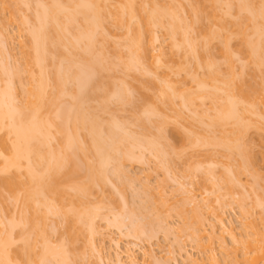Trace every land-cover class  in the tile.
I'll return each instance as SVG.
<instances>
[{
	"label": "bare ground",
	"instance_id": "bare-ground-1",
	"mask_svg": "<svg viewBox=\"0 0 264 264\" xmlns=\"http://www.w3.org/2000/svg\"><path fill=\"white\" fill-rule=\"evenodd\" d=\"M39 1L31 5L30 0L20 2L15 0V3L23 4L29 8L28 10L31 8L34 13H31L32 11L30 13L31 16L34 14L32 16L34 21L30 15V17L21 16L23 19L25 17L24 21L22 18L19 19L20 15L17 17L16 14L15 17V14L10 13L11 21L17 22L19 19L18 27L21 25V28L19 27L18 31L26 32L25 35L29 37L28 48L24 46L28 42L23 45L24 63L21 66L24 68L23 71L19 67L17 72L11 71V67H7V71L6 65L3 67L6 56V60L11 56L10 50L5 48L6 44L14 37L7 33L5 26L0 28L2 29L0 38H3V42L0 40L2 47L0 49L5 51V57L0 55V61L4 59L2 64L0 63V204L2 205L0 211L5 210L1 212L6 215L9 211L7 203L13 202L14 213L17 212L14 216H9L10 213L7 212V219L0 213L3 215L2 219L0 218V264H48L49 262L75 264L78 258L81 259L76 254L77 244L80 242H84L85 247L87 246L88 250L95 254L94 256L97 255V260L103 261L97 237L101 235L99 222L107 221L108 214H112L111 203L107 200L109 198L106 199L104 195L105 184L111 178L107 177L111 176V172H108L109 167L115 164L113 166L115 169H111L115 170L114 174H117L123 182V178L127 175L123 168L125 162L140 161L141 154L145 150L152 156L154 154L162 158L167 155H170V158L172 155L180 156L182 148L175 150L171 141H167L164 136L167 127L170 126L183 134H181L184 140L183 148L192 150L204 147L203 149L211 154L212 152L216 154L219 148L220 151L225 150L223 157L228 161L220 163L218 160V162L223 165L227 162L224 166L226 170L222 168L224 174L227 172L226 175L229 174L231 177L234 174L229 181L223 179L225 175L219 178L225 183L224 188H228L225 189L227 195L233 192L230 189L235 187L234 185H242L240 175L244 176L246 172L247 175H252L256 180L261 179L264 183V176L256 168L258 155L256 157L252 155L254 144L262 151L261 157L264 161V0H228V2L226 0H43L40 1L42 3ZM184 1L191 8V24H188V19L183 14ZM38 2L40 6L37 8ZM32 6L34 8L36 6V12ZM206 7L210 8V12ZM29 18L30 21L26 20ZM30 22L34 24L30 26ZM197 23H201L200 26L198 25L201 31L195 29ZM106 25L107 27L112 25L123 31V36L120 37L121 39L123 37L125 42L120 41L119 45L115 36L110 37L104 33L103 29ZM158 30L169 37L168 59L166 53L153 55L155 42L159 40ZM99 31L105 36H97ZM193 31L198 35H195V38ZM106 35L112 38L110 43L114 48L122 46L126 49L122 50V47L117 49L120 53L122 50V55L116 52L123 57L122 61L119 56L116 57L117 54L115 58L119 59L116 63H120L125 75L130 74V79L134 75L131 84L129 81L127 84L121 80L122 77L116 78L118 84H116L117 80L113 79L115 77L110 78L114 76L111 72L113 66H117L115 61L118 60L113 59L115 61L112 63L106 57L105 48L102 47L105 46V40L109 41L108 38L98 41V38L104 39ZM213 42H218L221 46L220 52L218 51L221 62L217 61L218 58L216 60L210 52ZM100 45L103 51L97 48ZM76 50L78 53L82 50V54H76ZM171 51H175V54L178 52L181 57L178 58L176 54L178 59L175 61L172 58L175 56L172 55L170 58V53L173 54ZM241 54H245L242 56L244 60H239ZM237 60L242 64L245 61L248 67L252 65L254 69H251V73L252 76L255 75L254 79L256 78L257 82L252 84L251 81V84L249 82L246 84L245 79L242 80L240 75L244 74L243 69L239 75L234 67ZM199 70L202 72L199 73ZM254 70L258 73L254 74ZM13 72L17 74L19 81H21V72L30 80L22 89L24 94L22 101L18 100L19 95L14 92L18 88L14 87L13 82L16 80L13 81L15 79ZM4 76L6 78L9 76V79ZM2 82L5 83L4 86L1 85ZM134 84L137 86L136 90H133ZM133 91L137 93L134 95ZM133 96L137 97L136 100L132 98ZM175 100L179 101L177 103L180 104H178L180 108L175 105L177 104ZM113 101L116 103L115 108L121 111L126 104L131 103L130 106L133 108L130 110L134 111V115L130 112V116L133 117L128 116V119L123 118L121 121L119 116L110 110V102ZM206 101L210 103H207L211 106L210 109L207 108L210 113L206 109ZM196 105L197 108L205 106L202 116L196 113L198 111L194 108ZM181 108H187L192 112H190L192 121L203 125L204 127L200 126L205 128L201 129L203 132L198 129L199 126L197 131L193 122L191 123L195 129H191L193 127L191 125L190 128L189 123L186 124L187 127L184 126L186 122L182 123L184 117H181L183 116ZM168 111H173L175 116H171L174 113ZM199 111L201 112V109ZM193 115L200 118L195 116L196 121ZM204 116L206 119L203 118ZM179 117L182 118L181 123ZM125 119L129 121L126 122ZM152 129L155 132H152ZM182 130L186 132L183 133ZM250 131L258 134L257 141H246L251 134ZM198 132L203 134L200 135ZM137 153L141 156L139 157ZM250 158L253 161H250ZM238 159L239 164L235 163L237 169L234 171L229 165ZM188 166L187 168L190 169V164ZM232 166L234 167L233 163ZM232 170L235 173L231 172ZM231 173L233 174L230 175ZM225 180L231 185L235 184L231 187ZM261 185L263 189L258 188L259 191H263L261 193L264 197V184ZM186 193H188L186 203L195 206L192 208L196 209L197 213L195 215L193 211L194 223L191 222L189 227L186 225L189 229H186V233L197 242L196 239H203L202 235L205 231L202 223L205 216L198 210L197 197L190 191L185 192V195ZM160 194L162 196V193ZM241 196L239 194V198ZM258 196L264 201L260 193ZM239 200L243 201V199ZM260 202L258 200L256 204L261 207L264 202ZM156 205L163 209L168 203L163 200ZM240 208L244 214H248L244 206ZM158 214L157 221L164 222ZM112 218V221L110 219L107 221H111L110 225L114 223ZM116 218L117 215L114 219L122 225L120 220H117L119 217ZM3 219L7 223L2 221ZM50 219L54 222L57 220L56 223L62 225L61 229L64 228V233L59 236L62 237L61 241L59 239L60 243L54 244L56 242L52 243V240L51 242L49 240L45 226ZM118 223H116L117 227H120ZM219 223H222L224 233L230 235L232 244L237 246L239 244L240 248L236 247L226 253V258H218L214 248L210 247L216 236L213 234L215 232H212L205 244L199 240V246L207 250L209 264H264L263 226L259 231L257 227L252 226L253 223L247 224V227L251 228L250 232L237 236L234 229L224 225L221 219ZM225 227L228 228L229 233ZM16 230L18 232H15ZM134 230V235L138 232L139 236L142 232V235L145 233L142 227ZM37 236L42 239H40L42 252L39 251V255L34 254L35 258L38 257L35 261L36 259H32L29 254L33 240ZM220 236L219 239L223 238V235ZM16 241L20 242L21 246L19 244L20 247L17 248L21 249L14 252L11 247L15 246ZM222 241L220 249L226 247L225 240ZM122 253L123 255L116 254V264H138L132 248L128 247ZM143 255L152 260V264H157L158 260L152 253L143 252ZM123 256L125 262L122 260ZM25 258H28L27 261ZM31 259H35V262Z\"/></svg>",
	"mask_w": 264,
	"mask_h": 264
},
{
	"label": "rangeland",
	"instance_id": "rangeland-1",
	"mask_svg": "<svg viewBox=\"0 0 264 264\" xmlns=\"http://www.w3.org/2000/svg\"><path fill=\"white\" fill-rule=\"evenodd\" d=\"M17 1L20 2L21 0H17ZM36 1L37 0H35V1L30 0L31 5H33L32 3L36 2ZM40 1H43V0H40ZM219 1H223V0H219ZM226 1L228 2V0H226ZM39 2H38V4H39ZM3 3L5 5H3ZM40 3H42V2H40ZM223 3H221V4H223ZM14 4H16V5L14 6ZM38 4L36 5L37 8H38V6H40V4L39 5ZM34 5H35V3H34ZM183 5L185 7V8H182V10L184 12L183 14L186 16L185 18L188 19L187 20L188 24H191V22H192V21L190 22V20L192 18V15H191L192 13L190 12L191 8L188 7L189 4L187 2H185V1H184ZM36 6H35V8L32 6V9L33 10L37 9ZM207 7H206V10L209 11L210 8H207ZM14 8H15V10H14ZM12 9L14 11H12ZM28 9L29 8L25 7L21 3L20 4H17V2L15 3V0H0V28H4V26H5V28L7 29L6 31H8L7 33H9V35L14 37L11 40V42L9 41L8 44H6L4 42V46L7 45V47H5V48L6 49L8 48L10 50V53H11L12 57L10 56V58L8 59L9 61L6 60L7 56H6L5 60L3 59L4 61H6V63L3 64V67H4V65H6V68L7 67L8 68L11 67L10 68L11 71H16L17 72L19 68L22 69V71L24 70V68L21 67V66H23V63H24V61L22 60L23 59L22 56H24V55H22L23 54L22 53L23 52V45L28 42L27 44L24 45V46H27V48H28V46H29L28 38L29 37H27V34L25 35L26 32L24 33L21 30L18 31V28L21 26L20 25L18 27V25H19L18 21L23 16L30 17L31 13H34L31 10V8H30V10H28ZM10 10H11V12H10ZM16 10H17V12L15 13ZM35 12H36V10H35ZM233 12H235V11L233 10ZM10 13L12 15L15 14V17L17 16L16 14H18L17 17H19V15H20V17H19L17 22L16 21H11V19H10L11 14ZM33 15L34 14H32V16ZM32 16H31V19H32V21H34L33 20L34 18ZM24 19H25V17H24ZM26 20L30 21V18L26 19ZM33 24L34 23L31 24V22H30V26L33 25ZM203 24H202L201 27H203ZM195 25L197 26V28H195V29H198V31H201V28H200V30L198 28V25L200 26L201 23L200 24L197 23ZM195 25H194V27H195ZM28 26H29V24H28ZM105 27L106 28L103 29L104 31L103 30L102 31L104 33H107L108 36L110 35V37L115 36L114 38H116L117 42L119 41L117 44H119L120 41L121 42L122 41L125 42V39L123 40V37H122V39L120 37L122 35L123 31L121 32L119 29L114 28V26H112V25H108V27L106 25ZM1 30L2 29H0V31ZM100 31H99V34L96 33V34H98L97 36H99V37L103 34L102 32H101L102 34H100ZM22 33H24V34H22ZM194 33H195V31L192 32V34H194ZM196 33L199 34L200 32H196ZM157 34L159 36L158 37L159 40L155 42L156 43L155 46H154L155 50L152 51L153 55L159 56L162 53H166L168 55V56H166V58L168 59L169 52H170L169 51L170 50L169 49L170 41H168L169 37L165 36L166 34L164 32H161V30H158ZM117 35H119L120 38ZM195 35L198 36L197 34H194L193 35L194 37L193 36L192 37L195 38L196 37ZM108 36L106 35V37L104 39L101 37L100 40L98 38V41H102V40H105L106 38H108L109 41L105 40L106 41L105 42V46L102 47V48H105L104 50H105V53H106V57H107L108 61H111V62L113 61V59H115V60L117 59L118 60V61L114 60L115 64H117V66H113L114 68L112 69L111 74L113 73L112 75H114V76H110V78L111 77H115V78H113L115 80L116 78L120 79L122 77L121 80H123L127 84H129V83L131 84V82L133 80V76H134L133 73H131L133 76H132V79H130V77H131V76H129L130 74L125 75L122 72V70H121L122 68L119 65L120 63L119 64L116 63V62H119V59H120V61H122L123 57L121 55H122V50L124 48L122 46H120V47H122V50L120 49L121 50V53H120V51H118L120 47L116 46L115 47L116 49H115L114 46H112V44L110 43L112 38H110ZM0 40L2 41L3 38H0ZM116 40L114 41L115 45H116ZM220 47L221 46H220V44L218 42H213L211 44V47H210V49H211L210 52L212 53L213 57L216 58V60L219 57V52H220L219 48ZM0 48L2 49L1 46H0ZM97 48H100L99 50L102 49L101 45L99 47H97ZM233 48H235V47H233ZM1 49H0V55L4 56V54H5L4 52L5 51H3L4 49L3 50H1ZM124 50H126V49H124ZM102 51H103V49H102ZM116 52H119L121 55L119 53H116ZM171 52H173V54L170 53V55H171L170 58L172 57V55L175 56V58L172 57L175 61H177V59L181 57L180 56L181 54H179L178 52H176V54L178 55V58H177V55L175 54V51H171ZM76 54H82V50H81V53L80 52L78 53V51H77ZM115 54H117L116 57L119 56L120 58L119 57H118L119 59L115 58ZM125 54H126V52H125ZM243 55L245 56V54H241L240 57H238L239 60H244L243 59L244 57H242ZM103 58H104L105 62H107L104 55H103ZM125 58L126 57H124V60H125ZM3 60H2V62H3ZM217 61L221 62L219 60V58H218ZM2 62L0 61L1 64H2ZM235 62L236 63H234L235 64L234 67H235L236 72L239 75H240V72L242 71L241 69H243V73L244 74L240 75V76H241L242 80L245 79L244 82L246 84H248L247 82L250 83L251 81H253L251 83L254 84L255 82L258 81V80L257 81L255 80L256 78L254 79L255 75L252 76V73H251L252 72L251 69L253 68L252 65H249V67H248L247 66L248 64L245 61H243V64L240 61H238V60L235 61ZM108 63H110V62H108ZM244 65H245V69H244ZM118 66H119V68H118ZM17 67H19V68H17ZM8 68H7V71H8ZM201 72L202 71L199 70V73H201ZM255 72L256 71L254 70V74L258 73V72L257 73H255ZM21 73H22V75L20 74L21 81H19L18 80L19 77L17 79V77H16L17 74L15 75L14 72H13V77L15 75V77H14L15 79L13 81L16 80L13 83H15V85H14L15 89L18 88L17 89L18 91L15 90L14 92H16L15 94L19 95L18 100L22 101V99L24 98V96H23L24 94H23V90L22 89H23V87L24 88L26 87L27 81H30V80H28V77H26L27 75L25 73H23V72H21ZM134 74H135V72H134ZM137 75H138V73H137ZM128 76H129V78H128ZM126 77L128 79H126ZM5 78H3V80H5ZM12 79L10 78V80H12ZM128 81H129V83H128ZM3 82L1 83V85L3 84ZM5 82H6V80H5ZM116 82H117L116 84L119 83L118 80ZM133 83H135V82H133ZM4 84L2 86H4ZM136 87H137L136 84H134L133 90H136ZM129 88H130V90H132V87L130 85H129ZM136 93H135V91H133L134 95ZM132 98L134 100H136L135 98H137V97L135 96V98H134V96H133ZM114 101L110 102V110H113L114 113L119 116L118 118L121 121H123V118H127L128 116H130L131 115L130 112H133V115H134V111H131L132 110L131 108H133V107L130 106L131 103L129 105L126 104L123 107L122 111H121V110H118V109L115 108L116 107V103H114ZM174 102L177 103L179 101L175 100ZM208 102L209 101L205 102L206 109L209 108V106H210V105L208 106V104H210ZM178 104L179 103H177L175 105H178ZM117 105L119 106L118 102H117ZM197 105L194 107L195 109L198 110L196 113H200V115L202 116V112L204 111L205 106L203 108L198 106V108H197ZM139 106H141V104ZM139 106H138V108H139ZM179 108H180V106H179ZM191 108H193V107H191ZM114 109H116V110H114ZM195 109H194V111H195ZM200 109H201V112L199 111ZM117 111H118V113H117ZM136 111H138V110H136ZM139 111H140V109H139ZM176 111H179V110H176ZM180 111L182 112L181 114L183 115L181 117H184V120L179 117V119H178L179 122L181 123L180 119H182V123L186 122L184 126L187 127V125L189 123L190 125H188V126H190V128H191V125H192L191 122H193L192 119H191L192 114L190 116V112L191 111L189 109L187 110V108L186 109L185 108H181ZM168 112L174 113L173 111H168ZM208 112H209V110H208ZM170 113H169V115H170ZM209 113H208V115H209ZM193 114H195V113H193ZM171 116H175V113H174V115L171 114ZM195 116H194V120H196V117H197V116L196 117ZM197 118L199 119L200 116H198ZM203 118L206 119L205 116ZM127 119H125V121ZM127 121H129V120H127ZM193 125H194V127H196V130H197V126H199L198 127L199 130H201V129L204 130L205 129V128L200 127V126H203V125H198L196 122H193ZM193 125H192V127H193ZM194 127L191 128V129H195ZM172 128H173L172 126L167 127L166 133H165L164 136L166 137L167 141H171L170 143L173 145L175 150H179V149L182 148V152H181L180 156L176 157V156L172 155L171 158H170V155H167L165 157L163 156V158H162V157L154 156V154L152 156V154H150V152L147 151V150L143 151V153L141 154L142 156L139 155V153H137L139 155V157L141 156L140 161H134V162H128L127 161L124 164L123 168L126 171V172L125 171L124 172L127 175H126V177H124L126 179V181L123 178V180H124L123 182L120 180V177L117 174H114L115 172H113V171H115V170L112 171V169H111V168H113V166H115V164L113 166H111V168L109 167V171L108 172H111V176L108 175L107 177H111L109 179V181L110 180L111 181L110 182L109 181L106 182L107 184H105L106 188L104 187V195L106 196V199L109 198L107 200H108L109 203H111L110 204V206H111L110 210L112 211L113 215L109 213L108 217L111 220L112 217L115 218V216L117 215V218L119 217L120 219L119 218L118 219L116 218V219L118 221L120 220V223L122 225H120L114 218H112L113 221H114V223L112 225H110V223H109L112 220L107 222L109 219H107V221L99 222V229H100L101 235H99L97 237V243L100 246V252L102 254L103 261L97 260L96 259L97 255L94 256L95 254L93 255V253H91L88 250L87 246H86L87 247V249H86L85 243L84 242H82V243L80 242V243L77 244L78 251H77L76 254H78L79 257H81V259L78 258L76 260L75 264H116V261H117V257H116L117 255L116 254L117 253H121L123 255L122 252H124L128 247H130V248H132L134 250V254H135L136 258H137L138 264H150V262H151V264L153 263L152 260H149L148 257H145L143 255V252L152 253L157 258V260L159 262V263L157 262V264H209V261L207 259L208 258L207 250L205 248L204 249L201 248V246H199V245H200V241L202 243H204V244H205V242H208V238H210L209 236H210V234L212 232H215L213 234L216 235V236L214 237V239L211 242V244L213 246L210 244V247L214 248V250L216 251L215 252L216 256L218 258H220V259L226 258V256H225L226 253L231 252L236 247L238 249L240 248L239 244H238V246H237V244H232L231 239L229 238V236H230L229 234L224 233V227L222 226V223H219L220 219L223 221L224 225L226 224V226H228L229 228L234 229V232L236 233L237 236L244 235L248 231L250 232L251 228L247 227V224H250V223H253L252 226L257 227L259 229V231L262 230V226L264 228V224H262V222L264 221V210H263L264 208L262 209V207H264L263 206L264 204L262 203L263 205L261 207L257 205L258 204V200H259V202L260 201L264 202V201L260 200L259 199L260 197L258 196L259 193H260L261 197L264 199V197L262 196L263 193H261L263 191H259V188L262 187V189H263V185H261V183L264 184L263 180H261V179L256 180V178H254L252 175L251 176L247 175L248 172H246L247 174H245L244 176L242 174L240 175L241 184L243 186L239 185V184L234 185L235 183L234 184L232 183V185H231V183L229 184L228 181L231 180V178L234 176L233 173H235V172H233V170L237 169L236 164L237 163L239 164V162H238L239 159L236 160V162L235 161L234 162L231 161L234 164V167L232 166V163H231V165H229V166H231V169L233 168V170L231 171L233 173L230 174V175L233 174V176L231 177V176H229V174L226 175L227 172L224 174L223 170L224 169L226 170V168H224V166L226 165L227 162H225V165L220 164V163H224L222 161H226L227 160V159H225V157H223L225 155V150L224 149H223L224 151L221 150V151L224 152V154H223V152L220 151L221 148H219V150L216 148L218 150V151L215 150V151H217V153L215 152L216 154H214L212 152V154H211V152H209V151L207 152V150H204L205 149L204 147L195 148V149H192V150H191V148L190 149L186 148V147L183 148L182 145L184 144V140H183V136H181L182 133L177 131L175 128H173V129ZM185 130H182L183 133L186 132ZM151 131L155 132V130L153 131V129ZM201 132H203V131L201 130ZM198 133L200 135L203 134V133H200V132H198ZM249 133H251V134L248 135L246 141H249V142L257 141V135L258 134L256 135L254 131L253 132L250 131ZM252 148L254 150L252 155H254L255 157L258 155L256 157L258 159L256 161V163L258 164L256 166V168L259 169V173L264 176V161L262 160V157H261L262 151L258 148V146H256V145L254 146V144L252 145ZM184 150H187V151H184ZM205 154H207V156ZM209 154H210V156H209ZM222 157H223V159H222ZM234 157L236 158V156H234ZM235 158H233V159H235ZM238 158H240V157H238ZM168 159L171 160V161H169ZM211 159H213L214 161L212 160L213 161L212 162ZM218 160L220 161V163L218 162ZM240 160H241V158H240ZM251 160H252V158H250V161ZM200 161H202V162H200ZM243 161L244 160H242V162ZM196 162H198V163H196ZM210 162L213 163V164H211ZM215 162H218V163L216 164ZM242 162H240V163H242ZM189 164H190V169H188L189 168V166H188ZM229 164H230V161H229ZM125 165H126V167H125ZM198 166H200V168ZM229 166H226V167L228 168ZM235 166H236V168H235ZM165 167H166L167 170L165 169ZM222 168H223V170H222ZM113 169H115V168H113ZM229 170H230V168H229ZM229 170L227 169V171H229ZM234 171H236V170H234ZM228 173H230V171ZM186 175H188V176L186 177ZM212 177L213 178L215 177V178L213 179ZM222 177H223V179H227L228 180V181L225 180V182L228 183L231 187L233 185L235 186V187H232V189H230L233 192H229L230 194H232V196H230V194L227 195L225 189L228 190V188H224L225 187V185H224L225 183H223L219 179V178H222ZM213 180H215V181H213ZM214 182H216V183L214 184ZM257 183H258V185H257ZM113 184H115V185H113ZM212 184H214L215 188L213 187ZM228 184H227V186H228ZM189 191L191 192V194H193V195H195L197 197L196 200L198 202V207H199L198 210L203 214V216H205L204 223H202L203 226L201 225L202 228L205 231L203 233V235H202L203 239L202 240L199 239L200 241L198 239H196L197 242H195V240L191 239V237L187 236V233H186L187 232L186 229H188L186 227V225L189 227L191 222L194 223V220L192 219V217L194 215L193 211H195V215H197L196 209L193 210V208L195 206L186 203L185 199L188 197L187 196L188 193H186V195H185V192H189ZM160 193H162V196H160L161 195ZM239 194H240V196L242 195L241 198H239ZM236 199H238V200L236 201ZM239 199H243V201L241 202ZM163 200H164V202L166 201V204L168 203L169 206L166 205V207H163V209H161V207L156 205V203L159 202V201L161 202ZM236 202H238V203H236ZM7 204H8V208H9L8 209L9 211H7V212H8V214L10 213L9 216L16 215V213H17L16 211L17 210H15L16 213H14V210H13V209H15L14 206H13L15 203L9 202ZM186 205H189V206H186ZM110 206H108V208H110ZM156 206H158V207H156ZM241 206L245 207L246 211L248 212L247 215L242 212V209L240 208ZM167 208H168V210H167ZM159 209H161V210H159ZM2 210L3 209H1V211ZM158 210H159L160 213L158 212ZM1 211H0V213L4 214ZM3 211H5V210H3ZM113 211H115L116 215H115V213ZM121 211H123V212H121ZM7 212H6V215L4 214L5 217L7 216ZM1 214H0V218L2 219L3 215H1ZM157 214L161 217V219H164V222H162L163 225L160 222L162 220H158L160 222V223H158ZM198 215H200V214H198ZM160 217H158V218H160ZM7 218L8 217H6V219ZM10 218H13V217H10ZM4 219L2 221L5 222L6 220H4ZM143 220H145V221H143ZM56 221L55 222L53 220L51 221V219L47 220L46 225L47 224L48 225L45 226V228H46V230L48 232L47 235L49 234V237H50L49 240H50V242L52 240V243L56 242L54 244H57L59 242V239L61 241L62 237L60 238L59 236H60V234L62 232L64 233V231H63L64 228L61 229L60 226H62V225L57 224L58 221H57V223H56ZM6 223H7V221H6ZM108 223H109V225H108ZM116 223H118V225L120 227H117ZM136 223L138 224V226H137ZM140 223H142V224H140ZM132 225H133V227H132ZM140 225H142V226H140ZM160 225H162V226H160ZM114 226H116V227H114ZM163 226H166V227H163ZM137 227H138V229H139V227H142L143 230H145L144 231L145 233L142 235V233H143L142 232L140 234V236H139L138 235L139 234V232H138L139 230H138V231H136L138 233L134 235L135 230H136V229L134 230V228H137ZM58 228H59V230H58ZM225 228H227V227H225ZM131 230H132V232H131ZM128 231H130V232H128ZM133 231H134V233H133ZM166 231H168V232L166 233ZM222 231H223V233H221ZM228 231L229 230L227 228V232ZM15 232H18V231L16 230ZM225 232H226V230H225ZM262 232H264V231L262 230ZM219 235H221V236L223 235L222 237L224 239L223 238H221V239L225 240V246H226L225 248L224 247L221 248V249L219 248L221 243L223 242L221 239L218 238ZM15 236H16V234H15ZM37 239H39V241ZM40 239H41V237L38 238V236H37L33 240L34 242H33L32 246L34 247V249L32 247L31 250H30L31 254H29V255H31L32 259L35 258V255H36L35 253H38V255H39V251H40V253L42 252L41 251L42 248H41V244H40V242H42L41 241L42 239L41 240ZM101 241H103V242H101ZM198 241H199V244H198ZM31 243H32V241H31ZM19 244H20V242L16 241L15 246H12L11 250H14V252H15V250H16V252H17V250L20 251L21 248L20 249H18V248L21 246V244H20V246H19ZM196 244H198V245H196ZM17 246H19V247L17 248ZM83 252H84V254H83ZM21 253H22V251H21ZM81 254H83L84 257ZM187 255L189 256L188 260H187V257H188ZM37 258H35L36 260L35 259L34 260L37 261ZM25 259L27 261L28 258H25ZM34 260H32V261L35 262ZM122 260H123V262H125V257L124 256H123ZM54 263L49 262L48 264H54Z\"/></svg>",
	"mask_w": 264,
	"mask_h": 264
}]
</instances>
